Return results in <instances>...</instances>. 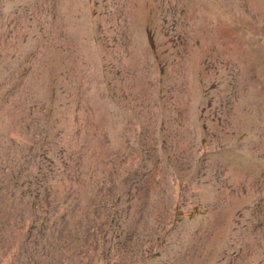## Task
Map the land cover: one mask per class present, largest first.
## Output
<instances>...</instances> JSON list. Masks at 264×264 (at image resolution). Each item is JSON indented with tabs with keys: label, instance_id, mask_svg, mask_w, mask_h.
I'll use <instances>...</instances> for the list:
<instances>
[{
	"label": "rangeland",
	"instance_id": "374dc122",
	"mask_svg": "<svg viewBox=\"0 0 264 264\" xmlns=\"http://www.w3.org/2000/svg\"><path fill=\"white\" fill-rule=\"evenodd\" d=\"M0 264H264V0H0Z\"/></svg>",
	"mask_w": 264,
	"mask_h": 264
}]
</instances>
